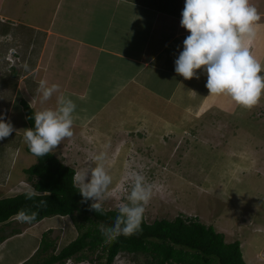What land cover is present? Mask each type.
I'll list each match as a JSON object with an SVG mask.
<instances>
[{
  "label": "crops",
  "instance_id": "1",
  "mask_svg": "<svg viewBox=\"0 0 264 264\" xmlns=\"http://www.w3.org/2000/svg\"><path fill=\"white\" fill-rule=\"evenodd\" d=\"M250 3L258 9L261 20L257 38L248 46L264 64V0ZM184 6L185 0H0V116L15 129L0 140V188L31 189L26 169L38 159L34 162L26 148L24 133L30 126L21 101L26 99L37 112L55 108L59 95L42 104L37 92L41 80L48 86L59 85L60 93L70 99L88 101L90 118L80 125L73 122L71 142L66 139L56 148L57 157L74 168L66 157L73 149L67 143L74 147L81 141L86 143L84 135L104 127V119L99 120V127L93 126V117L118 113L116 107L121 105L115 103L123 93L128 101L138 92L149 99L154 94L156 99H166L172 93L186 96L189 88L200 95L199 109L209 103H202L204 94L225 110L235 105L226 95L209 96L203 68L197 70L199 79H184L175 72V60L190 35L180 24ZM71 12L79 15V20L74 15L72 20ZM11 48L17 51L13 62L8 60ZM23 122L28 128L21 126ZM7 196L0 194V198ZM47 218L29 224L15 221L14 216L0 223V264L31 260L43 233L53 226L44 223ZM37 259H32V264Z\"/></svg>",
  "mask_w": 264,
  "mask_h": 264
},
{
  "label": "rangeland",
  "instance_id": "2",
  "mask_svg": "<svg viewBox=\"0 0 264 264\" xmlns=\"http://www.w3.org/2000/svg\"><path fill=\"white\" fill-rule=\"evenodd\" d=\"M75 14L71 12L72 20V15L80 18ZM199 97L189 88L186 96L172 93L166 99H156L155 94L149 99L138 92L128 101L123 93L116 99L115 105H121L116 107L118 113L92 119L95 127L104 119L105 130L101 127L84 135L86 143L75 147L68 144L69 139L67 145L73 149L66 157L82 171L93 154H107L106 166L113 177L110 191H115L102 201L105 209L127 203L126 192L119 187L122 177L128 170L140 171L156 185L144 213L148 222L177 215L196 217L223 232L227 242L239 240L248 264H264V96L250 109L235 104L226 110L205 99V94L201 101L209 103L199 109ZM71 99L76 104L73 122L80 125L90 118L91 109L87 100ZM129 106L135 111L129 112ZM20 124L28 128L26 122ZM73 129L75 135L77 128ZM56 148L52 152L57 156ZM30 155L36 162L37 157ZM0 189V194L8 196L22 192ZM46 220L45 224H53L47 230L56 239L57 249L77 237L71 217ZM97 253L85 261L98 264ZM113 264L151 263L143 254L121 252Z\"/></svg>",
  "mask_w": 264,
  "mask_h": 264
},
{
  "label": "clouds",
  "instance_id": "3",
  "mask_svg": "<svg viewBox=\"0 0 264 264\" xmlns=\"http://www.w3.org/2000/svg\"><path fill=\"white\" fill-rule=\"evenodd\" d=\"M181 16V27L190 35L184 39L183 50L175 60V72L184 79H199L197 70L203 68L209 96L226 95L235 104L248 109L258 104L264 96V64L248 46L255 41L260 28L258 9L250 0H185ZM37 92L42 104L59 93L56 107L35 112L34 128L25 129L24 141L31 153L43 157L73 136L76 104L60 93L59 85L48 86L45 80L39 82ZM14 130L11 122H5V117L0 116V140L9 137ZM106 160L105 152L93 154L89 166L73 176V186L79 190L84 202L92 201L90 210L96 213L103 212L102 201L115 191H110L113 177ZM119 187L126 192L127 203H118V215L112 226H100L105 243H111L121 235H134L140 230L146 205L156 185L147 182L142 172L128 170ZM37 195L41 193L33 189L25 193L29 200ZM46 204L45 200L39 202V206ZM36 217V212L25 209L15 215L20 223H31ZM68 262L88 264L85 260L68 259L65 264Z\"/></svg>",
  "mask_w": 264,
  "mask_h": 264
},
{
  "label": "trees",
  "instance_id": "4",
  "mask_svg": "<svg viewBox=\"0 0 264 264\" xmlns=\"http://www.w3.org/2000/svg\"><path fill=\"white\" fill-rule=\"evenodd\" d=\"M21 103L30 128H34V107L26 99ZM26 148L31 153L29 147ZM36 157L38 161L26 172L32 181L31 189L41 195L26 199V190L0 198V223L25 209L37 213L36 219L29 224L50 216H69L79 232L75 239L59 250L56 239L49 235L50 229L44 232L32 258L34 261L42 257V260L37 259L34 264H65L68 259L89 260L96 251L98 264H113L121 252L137 256L143 254L151 264H248L239 240L227 242L224 233L213 225L183 215L174 219H156L151 223L143 215L141 228L136 234L121 235L111 243H105L100 226H112L118 209L103 207L102 213L91 211L92 201L84 202L79 190L73 186L76 168L64 164L52 151ZM41 200L47 201L46 206H39ZM32 259L24 264H32Z\"/></svg>",
  "mask_w": 264,
  "mask_h": 264
},
{
  "label": "built area",
  "instance_id": "5",
  "mask_svg": "<svg viewBox=\"0 0 264 264\" xmlns=\"http://www.w3.org/2000/svg\"><path fill=\"white\" fill-rule=\"evenodd\" d=\"M17 51L14 48L10 49V53H12V55L10 54V56H8V60H10V62H13L14 60V53H16Z\"/></svg>",
  "mask_w": 264,
  "mask_h": 264
}]
</instances>
